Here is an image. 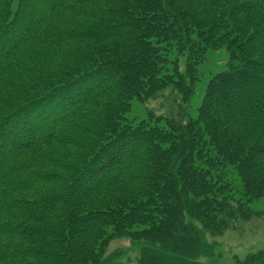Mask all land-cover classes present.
<instances>
[{
    "label": "trees",
    "instance_id": "16d2710c",
    "mask_svg": "<svg viewBox=\"0 0 264 264\" xmlns=\"http://www.w3.org/2000/svg\"><path fill=\"white\" fill-rule=\"evenodd\" d=\"M166 90L177 109L128 118ZM260 200L264 0H0V264H118L116 240L201 264Z\"/></svg>",
    "mask_w": 264,
    "mask_h": 264
},
{
    "label": "rangeland",
    "instance_id": "374dc122",
    "mask_svg": "<svg viewBox=\"0 0 264 264\" xmlns=\"http://www.w3.org/2000/svg\"><path fill=\"white\" fill-rule=\"evenodd\" d=\"M228 54L225 49L209 52L205 62L198 67L199 80L195 85V92L191 100L183 106L189 117L195 118L197 110L201 105L206 84L218 72L225 69ZM180 100L174 103L171 99L170 91H164L154 100L144 103L132 102L131 111L128 114L129 119L141 121L149 118L148 113L153 112L156 116L168 115L169 110L177 109ZM163 118L162 123H164ZM250 207L254 211L264 210V200L253 202ZM244 230V231H243ZM209 243H214L212 255L201 258V264H231V257L237 255L243 257L257 250H264V216L261 219L253 220L247 223L241 232H227L222 237L212 239L208 237ZM119 253L116 260L118 264H136L138 252L132 248L127 240L113 241L108 249V254Z\"/></svg>",
    "mask_w": 264,
    "mask_h": 264
},
{
    "label": "bare ground",
    "instance_id": "6f19581e",
    "mask_svg": "<svg viewBox=\"0 0 264 264\" xmlns=\"http://www.w3.org/2000/svg\"><path fill=\"white\" fill-rule=\"evenodd\" d=\"M241 231H242V230H239V231H228V232H235V233H238V232H241ZM243 231H244V230H243ZM207 240H208V237H207ZM214 245H215V244H214ZM213 247H214V246H213ZM233 256H237V255H233ZM233 256H232V257H233ZM232 257H231V258H232Z\"/></svg>",
    "mask_w": 264,
    "mask_h": 264
}]
</instances>
